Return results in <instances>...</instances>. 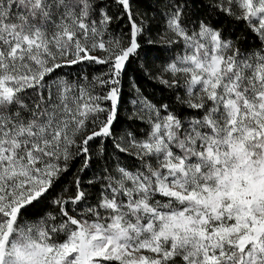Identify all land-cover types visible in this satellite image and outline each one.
Wrapping results in <instances>:
<instances>
[{
    "label": "snow or ice",
    "instance_id": "1",
    "mask_svg": "<svg viewBox=\"0 0 264 264\" xmlns=\"http://www.w3.org/2000/svg\"><path fill=\"white\" fill-rule=\"evenodd\" d=\"M0 264H264V0H0Z\"/></svg>",
    "mask_w": 264,
    "mask_h": 264
}]
</instances>
